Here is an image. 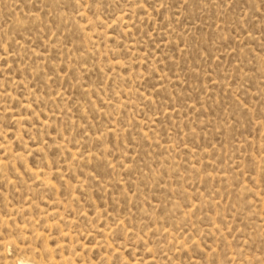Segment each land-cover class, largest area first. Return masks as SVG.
I'll return each instance as SVG.
<instances>
[{
	"label": "rangeland",
	"instance_id": "1",
	"mask_svg": "<svg viewBox=\"0 0 264 264\" xmlns=\"http://www.w3.org/2000/svg\"><path fill=\"white\" fill-rule=\"evenodd\" d=\"M0 264H264V0H0Z\"/></svg>",
	"mask_w": 264,
	"mask_h": 264
}]
</instances>
